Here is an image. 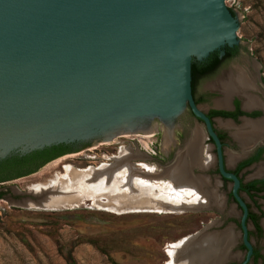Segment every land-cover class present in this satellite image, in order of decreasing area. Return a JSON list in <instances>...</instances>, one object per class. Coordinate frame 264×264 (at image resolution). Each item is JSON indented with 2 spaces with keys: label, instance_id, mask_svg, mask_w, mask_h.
Wrapping results in <instances>:
<instances>
[{
  "label": "water",
  "instance_id": "1",
  "mask_svg": "<svg viewBox=\"0 0 264 264\" xmlns=\"http://www.w3.org/2000/svg\"><path fill=\"white\" fill-rule=\"evenodd\" d=\"M226 1L0 0V162L62 144L98 145L125 135L165 131L171 135L175 121L189 110L203 124L202 134L212 140L221 177L232 182L247 249L242 264L249 263L253 243L249 208L239 192L241 179L227 170L223 143L192 87L194 59L203 61L227 45L242 44L238 36L248 32ZM206 79L197 83L199 94ZM256 84L264 93V83ZM232 99L226 107H232ZM219 120L235 130L242 126ZM240 120L254 121L247 116ZM230 133L240 146L232 165L264 145L263 140L244 148Z\"/></svg>",
  "mask_w": 264,
  "mask_h": 264
},
{
  "label": "rangeland",
  "instance_id": "2",
  "mask_svg": "<svg viewBox=\"0 0 264 264\" xmlns=\"http://www.w3.org/2000/svg\"><path fill=\"white\" fill-rule=\"evenodd\" d=\"M226 4L234 9L239 24L248 31L238 36L244 48L236 60L206 79L200 94L219 88V82L223 90L224 84L232 77V71H247L256 82L260 80L264 83V0H227ZM251 93L264 99L260 85ZM222 97L209 95L199 105L207 111L216 107ZM224 123L216 119L217 128L228 134L230 130ZM241 125L242 121L236 122L235 126ZM202 128L203 124L187 110L175 121L171 135L165 131L158 135L148 134L147 138L132 135L117 138L110 144L88 145L36 176L15 184L7 192L8 197L0 201V264H71V261L75 264H165L169 243L192 236L212 223L215 225L210 232L233 231L236 234L233 255H238L236 261L241 262L246 254L240 235L242 212L239 207H234L235 202L230 194L232 183L221 181L216 165L206 172L200 166L193 171L197 178L207 180L206 189L209 192L213 193L217 188V195L224 202V207L219 210L213 207L166 213L119 214L88 200L77 207L59 209L20 204L23 200L31 199L25 195L32 191L31 186L50 184L55 174L63 171L65 164L79 169L96 166L108 161L107 157L118 154L122 146L132 147L135 153L141 155L133 163L143 162L161 171L167 170L192 137L191 130L201 132ZM230 138L225 152L232 168L235 164L232 165L231 161L239 157L240 146ZM212 146L211 141L203 135V148ZM201 149L199 159L202 162L201 159L205 157ZM208 154L215 156V149L212 147ZM261 166H264V157L242 172L244 180L250 182L263 177L264 174L257 175ZM202 175L205 177L202 178ZM18 192L24 195H18ZM243 196L254 211L258 212L256 201L264 208V195L255 194L253 197L243 192ZM249 224L254 245L264 253V227L258 232L252 222Z\"/></svg>",
  "mask_w": 264,
  "mask_h": 264
},
{
  "label": "bare ground",
  "instance_id": "3",
  "mask_svg": "<svg viewBox=\"0 0 264 264\" xmlns=\"http://www.w3.org/2000/svg\"><path fill=\"white\" fill-rule=\"evenodd\" d=\"M257 88L251 76L237 72L224 84V97L217 105L227 106L234 93L242 92L246 96L245 107L252 108L258 102L251 97L249 90ZM223 125L230 130L234 129L230 122ZM232 133L244 148L261 142L264 140V118L244 121L242 127L234 129ZM137 136L147 138L148 134ZM112 142H103L101 145ZM201 147L205 157L201 159L202 162L199 159ZM211 148H203L202 132H194L177 163L161 171L154 165L133 163L141 155L135 153L132 147L122 146L118 154L107 157L108 161L96 166L79 169L65 164L63 171L56 173L50 184L31 186L35 199H26L20 204L59 209L75 207L88 200L119 214L166 213L213 207L222 209L224 202L217 195V188L213 193L209 192L206 189L207 180L197 178L192 173L196 166H200L203 171L212 166L213 154H208ZM263 174L264 166H261L257 175ZM235 241L236 234L233 231L206 232L195 239L188 236L168 244V260L165 264H220L222 259L234 257L230 255L229 249Z\"/></svg>",
  "mask_w": 264,
  "mask_h": 264
},
{
  "label": "flooded vegetation",
  "instance_id": "4",
  "mask_svg": "<svg viewBox=\"0 0 264 264\" xmlns=\"http://www.w3.org/2000/svg\"><path fill=\"white\" fill-rule=\"evenodd\" d=\"M243 48H244L243 44H237L234 46H228L227 45V46L223 47L221 50H217V51L213 52V53H217V60L218 61L216 63L217 64L216 68L211 73L206 74V75H202L200 77V79L198 80V82L203 81L204 79H206L212 75L217 74L226 65H228L232 61L236 60L239 57V55L241 54V51ZM211 54H210V56H211ZM210 56L203 61L205 62L207 59L210 58ZM241 72L246 73L244 71H241ZM236 73L237 72L232 71L230 74H231V76H233ZM197 83H196L195 96L200 102L205 100L209 95H211V96H221L222 95L224 97V92H223L224 90H222L220 82L217 84V87H219V88L214 89V90H210L207 93H202V94H199L197 92ZM254 90L255 89L249 90V94L251 95L252 98L257 100L258 105L250 108V110H252L251 112H247L245 109L246 96L242 92H237V93H234L232 95L233 96V99L231 101L232 107H226V106L224 108L212 107L206 111L207 115L212 114L213 111H222V112L228 113L227 117L220 116L218 114H213V118H212L213 123L216 127L217 133L218 134L220 133L223 136V141L222 140L221 141L223 143L224 150H225L226 145L228 144V140L231 139L230 138L231 134L230 133L227 134L225 131H222L219 128H217L216 119L225 118V119H232L235 122H240L241 121L240 118L243 116L250 117L254 121L263 118L264 117V99H261L258 96H255L253 93H251V91L253 92ZM183 126L185 127V130H187L186 126L185 125H183ZM185 133H186V131L181 132V135L185 134ZM209 140L212 143V140L211 139H209ZM87 146H88V144H80V143L67 144L66 146H52V147H47L45 149L34 151V152L27 154V155H24V156H15V158H9V159L1 161L0 162V201L3 200L4 198L8 197L7 192L9 190H11L14 186H16L15 184L17 182H19L20 180H22L26 177L32 176L34 173H37L42 168L49 165L51 162L65 156V155L79 152V151L85 149ZM260 150H262L261 155H260V159L255 161V162H252L251 164H249L247 166H244L238 172V176L241 179V186H242V184L251 183L253 181H259V183L257 184V188L259 189V191L252 192L254 194V196H255V194L264 195V176L260 177L258 179H255L253 181L246 182L242 176V172L249 169L254 164L258 163L264 157V145L261 147H257L255 149V151L248 158L240 160L239 162H237L235 164L234 167H232V168L228 167L227 168L228 171H231L233 173L237 172L238 167L240 166L241 163L248 161L249 159L257 156V154L260 153ZM215 154H216V151H215ZM212 156H213V164H212L211 168H209V169L210 170L213 169L214 165H216V172L218 173L219 177L221 178V181H223L225 183H232L231 181L221 177V175L219 173L216 157L214 155H212ZM226 162H227V156L225 155V163ZM206 171H208V169ZM192 173H193V176H195L194 171ZM201 177L204 178L205 176L202 175ZM239 192L242 195L243 199L247 202V200L243 196V192H246V191H240L239 190ZM246 193L249 194L248 192H246ZM17 194L18 195H21V194L24 195V193H21V192H18ZM230 194H231L233 201L235 202V199L233 197L231 190H230ZM25 195L28 196L27 193H25ZM249 195H251V194H249ZM247 205L249 208V215H248V220H247L248 225L250 226L249 223L252 222L255 229L258 232H261L263 227H264V223H263L264 208L257 201L255 202V206L258 209V212L254 211L252 206L248 202H247ZM240 210H241V208H240ZM249 217H251V218H249ZM240 229H241V220H240ZM252 233H253L252 228L250 226L249 239L253 243ZM241 243H242L243 249L246 250V253H247V249L243 243V238H242ZM245 258H246V254H245L243 260ZM236 260H238V259H236ZM236 260H233L228 264H242V262H243V260L241 262H238ZM247 264H264V253L258 247H256L254 245V243H253V255L251 257V260Z\"/></svg>",
  "mask_w": 264,
  "mask_h": 264
},
{
  "label": "trees",
  "instance_id": "5",
  "mask_svg": "<svg viewBox=\"0 0 264 264\" xmlns=\"http://www.w3.org/2000/svg\"><path fill=\"white\" fill-rule=\"evenodd\" d=\"M231 12H232V14L234 16L237 15V13L232 8H231ZM217 61H218L217 60V53H212L210 58L207 59L205 62L204 61L203 62L202 61H198L197 59L193 60V64H192V87H193V94H194V97H195V101H196L197 104H199L200 101L195 96L196 83L198 82V80L200 79V77L202 75L209 74L216 68ZM190 113L192 114L191 111H190ZM213 114H218V115L224 116V117L228 116L227 112L213 111L212 114H208L211 119L213 118ZM218 135H219L220 139L223 141V136L220 133ZM59 146H66V144H62V145H59ZM261 152H262V150H260V153L257 154V156H255L254 158H251L248 161H245V162L241 163L240 166L238 167L237 172H235V173L238 175V172L241 170V168L251 164L252 162H255V161L259 160ZM12 158H15V157H12ZM258 183H259V181H253L251 183L242 184L240 191H246L249 194H251V196H254V194L252 192L259 191V189L257 188V184ZM249 218H251V217H249ZM71 264H75V262L71 261Z\"/></svg>",
  "mask_w": 264,
  "mask_h": 264
}]
</instances>
